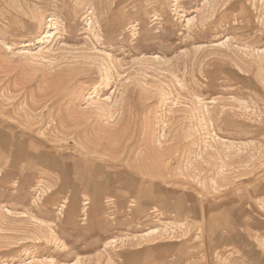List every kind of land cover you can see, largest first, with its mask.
Instances as JSON below:
<instances>
[{
  "label": "rangeland",
  "instance_id": "374dc122",
  "mask_svg": "<svg viewBox=\"0 0 264 264\" xmlns=\"http://www.w3.org/2000/svg\"><path fill=\"white\" fill-rule=\"evenodd\" d=\"M0 264H264V0H0Z\"/></svg>",
  "mask_w": 264,
  "mask_h": 264
},
{
  "label": "bare ground",
  "instance_id": "6f19581e",
  "mask_svg": "<svg viewBox=\"0 0 264 264\" xmlns=\"http://www.w3.org/2000/svg\"><path fill=\"white\" fill-rule=\"evenodd\" d=\"M79 177V176H78ZM212 217V216H211Z\"/></svg>",
  "mask_w": 264,
  "mask_h": 264
}]
</instances>
